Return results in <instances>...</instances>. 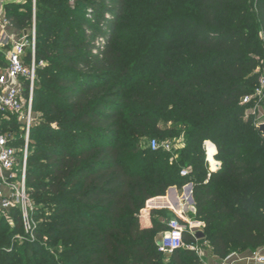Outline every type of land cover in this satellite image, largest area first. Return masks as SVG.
I'll list each match as a JSON object with an SVG mask.
<instances>
[{
    "label": "trees",
    "instance_id": "16d2710c",
    "mask_svg": "<svg viewBox=\"0 0 264 264\" xmlns=\"http://www.w3.org/2000/svg\"><path fill=\"white\" fill-rule=\"evenodd\" d=\"M35 6V16L33 0H7L5 9L19 30L36 23L33 110L40 115L26 185L37 226L32 240L14 208L4 231L10 222L0 213V264H204L191 249L162 253L156 238L168 227L159 220L141 225L149 199L189 183L193 217L214 255L263 248L264 135L254 101L242 100L262 74L264 0ZM23 90L28 95L27 82ZM18 134H6L14 146L24 141ZM152 137L179 138L182 148L152 149ZM206 140L217 147L215 170ZM161 202L171 206L167 196ZM197 239L184 234L187 244Z\"/></svg>",
    "mask_w": 264,
    "mask_h": 264
},
{
    "label": "built area",
    "instance_id": "2783aa9c",
    "mask_svg": "<svg viewBox=\"0 0 264 264\" xmlns=\"http://www.w3.org/2000/svg\"><path fill=\"white\" fill-rule=\"evenodd\" d=\"M7 0H0V53L5 57L4 64L0 63V113L15 115L24 131V148L22 152L13 144V139L6 134H0V212L6 216L11 224V209L20 210L23 229L32 240H34V231L37 226L32 217L34 205L27 190L26 172L30 132L37 122V116L33 110L34 87L37 78L36 74V23L35 17L30 29L19 30L14 27L6 13ZM34 3V16L36 12V0ZM31 51V61H26L27 52ZM43 64V63H41ZM29 84L28 95L24 93V83ZM256 96V97H254ZM264 97V74L259 78V84L253 95H247L243 98V103L256 101ZM151 148L156 149L159 145L156 139L151 142ZM213 146L216 153L213 157L216 159L215 165H220L217 160V147L210 141L204 142V150L209 163L210 170L215 167L209 161V147ZM167 150L171 149L170 144L164 145ZM20 171V175L16 173ZM182 176H187L189 170L184 168L180 171ZM185 193L179 197L180 210L177 211L178 217L169 221L168 230L162 234L159 243V250L164 254H171L177 249L187 247L194 250L200 256V249L197 243L186 244L184 241L185 232L196 236L197 229L193 224L187 225L186 210L194 209L190 197L193 193V184L189 183L184 187ZM198 240V239H197ZM239 256V255H238ZM230 257V256H229ZM224 259L222 264H237L233 258ZM241 261V260H240ZM243 264H264V253L261 249L250 253L246 258H242Z\"/></svg>",
    "mask_w": 264,
    "mask_h": 264
},
{
    "label": "rangeland",
    "instance_id": "374dc122",
    "mask_svg": "<svg viewBox=\"0 0 264 264\" xmlns=\"http://www.w3.org/2000/svg\"><path fill=\"white\" fill-rule=\"evenodd\" d=\"M19 1H23V0H19ZM262 63V68H260L262 74H264V60L261 61ZM253 95V94H251ZM256 97V96H254ZM255 118V122L257 123H260V122H264V97L263 98H258L256 101H254V106L253 108L250 110ZM39 112H37L36 116H37V120L39 121ZM6 123H17L18 126L14 127V128H8V125H6ZM19 119L14 116V115H8V114H3V113H0V133H6V134H9L11 131H13V135H16L17 133H19L18 135H22V129L20 128V124H19ZM6 127V128H4ZM43 132H41L40 135H42ZM39 136H34L33 139H38ZM31 139L32 137H30V144H29V148L31 149ZM153 139H156L158 144H163V145H166V144H170L171 145V148L175 147V148H179L181 149L182 148V140L179 139V138H171V139H168V140H160L159 138H156V137H152L150 139H147L146 141H149L150 144L152 142ZM17 149H18V152H22L23 148H24V141L23 143L21 142V144H17ZM204 148V147H203ZM207 160V158H206ZM16 173L18 175H20V171L19 170H16ZM178 192H179V195L183 196V193H184V188H182L181 190L178 189ZM172 193V196H173V202L171 200H169L170 198H167L168 200V203H170V205L172 206H160L161 208H157L156 210L158 211L157 214H154V216L152 217L150 215L149 217V214L146 216L147 219L145 220H152V218L154 219H157L159 220L161 223L165 224L167 227H168V223L169 221L175 219L176 217H178L177 215V212L175 210V195H173L174 192H171ZM167 195V193H166ZM193 206H194V209L192 210H186L187 213H186V218H187V225H190V223L193 224L194 228L197 229L198 231H201V232H205V229H204V223L201 221V220H198V219H195L193 217L194 213H195V202L193 203ZM174 207V208H173ZM1 213V212H0ZM1 215V214H0ZM8 223V221H7ZM13 226V224L11 223H8V225H5L4 226V231H8L10 229V227ZM166 231V230H165ZM165 231L161 232L159 235L161 236ZM158 235V236H159ZM29 236V235H28ZM30 237V236H29ZM26 238V237H25ZM17 239L18 241L22 242L23 239H24V236L22 235H18L17 236ZM197 245H198V248L200 249V258H202V261L204 259V261H208L209 258L212 257V248H211V245H210V242L208 240H204L201 239V240H197L196 241ZM187 244V243H186ZM60 247V246H58ZM185 249H188L187 247H184ZM261 249V252L264 253V247L263 248H260ZM258 249V250H260ZM49 250L50 252H52L53 250V246L49 247ZM256 250V251H258ZM252 252H255V250H250V249H247L244 251V253H233L230 255L229 259L237 256V255H243V254H246V253H252ZM207 253V256H205ZM198 255V254H197ZM48 258V257H47Z\"/></svg>",
    "mask_w": 264,
    "mask_h": 264
},
{
    "label": "crops",
    "instance_id": "0c3cea01",
    "mask_svg": "<svg viewBox=\"0 0 264 264\" xmlns=\"http://www.w3.org/2000/svg\"><path fill=\"white\" fill-rule=\"evenodd\" d=\"M4 61H5V57H4V55L2 54V53H0V63L1 64H4ZM176 190H177V192H178V189L176 188ZM168 192V191H167ZM171 192H173V191H171ZM167 193V195H165V196H158V197H154V198H151V199H149L147 202H146V206H145V208L141 211V225H142V227H151L152 226V220H145V219H147V215L149 214V217H150V215H151V211L152 210H156L157 208H161L160 206H164L165 204H163L162 202H161V200L163 199V198H165L166 196H167V198H170L169 200H173V196H172V193ZM184 193H185V191H184ZM183 193V194H184ZM173 195H175L174 193H173ZM178 195H179V192H178ZM181 196H182V194H181ZM180 195H179V197H181ZM173 202V201H172ZM165 206H169V205H165ZM170 207V206H169ZM176 208H175V210H177L178 211V209H179V205L178 206H175ZM174 208V207H173ZM145 218V219H144ZM161 238H162V235L160 236H157V238H156V241H157V244L159 245V243H160V241H161ZM213 254V253H212ZM250 253H246V254H243V255H237V256H235V257H233V259L234 260H239V261H237V264H243V262H242V258H246L248 255H249ZM166 255H169V254H166ZM205 256H207V253H206V255ZM241 260V261H240ZM224 262V260L223 259H220L219 257H217L216 255H212V257L211 258H209L208 259V261H204V259H203V263L204 264H222Z\"/></svg>",
    "mask_w": 264,
    "mask_h": 264
},
{
    "label": "water",
    "instance_id": "95a60500",
    "mask_svg": "<svg viewBox=\"0 0 264 264\" xmlns=\"http://www.w3.org/2000/svg\"><path fill=\"white\" fill-rule=\"evenodd\" d=\"M258 128H259V131L264 135V122H260V123L258 124ZM219 166H220L219 164H218V165H215V167L212 168V170H215V169L219 168ZM171 191L175 192V195H176L175 201H176V203H179V200H178V197H177V190H176V187H171V188H169L167 193H170ZM190 201H191L192 203H194L193 195H191V197H190ZM196 237H197L198 239H201V238L204 237V233L201 232V231H198V230H197V231H196Z\"/></svg>",
    "mask_w": 264,
    "mask_h": 264
},
{
    "label": "bare ground",
    "instance_id": "6f19581e",
    "mask_svg": "<svg viewBox=\"0 0 264 264\" xmlns=\"http://www.w3.org/2000/svg\"><path fill=\"white\" fill-rule=\"evenodd\" d=\"M208 150H209V161L211 162L212 165H215L216 159L213 157V155L216 153V149L213 146H210ZM174 194H175V192H174ZM175 198H176V195H175ZM175 198H174V200H175ZM175 203H176V201H175ZM175 205L178 206L179 204L176 203ZM179 210H180V207H179L178 211Z\"/></svg>",
    "mask_w": 264,
    "mask_h": 264
}]
</instances>
